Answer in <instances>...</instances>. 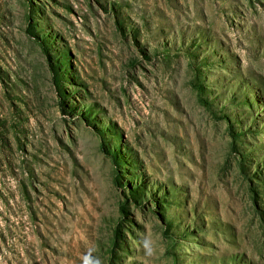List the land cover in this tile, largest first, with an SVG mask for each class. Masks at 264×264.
Returning <instances> with one entry per match:
<instances>
[{"label":"rangeland","instance_id":"1","mask_svg":"<svg viewBox=\"0 0 264 264\" xmlns=\"http://www.w3.org/2000/svg\"><path fill=\"white\" fill-rule=\"evenodd\" d=\"M90 249L264 264V0H0V264Z\"/></svg>","mask_w":264,"mask_h":264},{"label":"clouds","instance_id":"2","mask_svg":"<svg viewBox=\"0 0 264 264\" xmlns=\"http://www.w3.org/2000/svg\"><path fill=\"white\" fill-rule=\"evenodd\" d=\"M145 253L147 256H152L153 255V247L150 246L149 244H144L142 245ZM95 249H90L86 255L83 257V264H102V261L100 260L99 257L94 256L93 252Z\"/></svg>","mask_w":264,"mask_h":264}]
</instances>
